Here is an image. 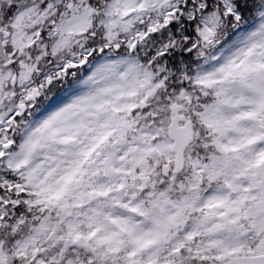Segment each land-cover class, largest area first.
Masks as SVG:
<instances>
[{
	"label": "snow or ice",
	"instance_id": "snow-or-ice-1",
	"mask_svg": "<svg viewBox=\"0 0 264 264\" xmlns=\"http://www.w3.org/2000/svg\"><path fill=\"white\" fill-rule=\"evenodd\" d=\"M0 264H264V0H0Z\"/></svg>",
	"mask_w": 264,
	"mask_h": 264
}]
</instances>
